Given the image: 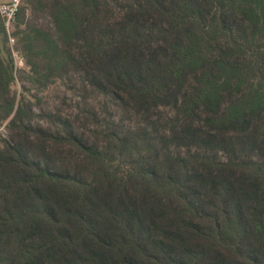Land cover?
<instances>
[{"label": "trees", "instance_id": "trees-1", "mask_svg": "<svg viewBox=\"0 0 264 264\" xmlns=\"http://www.w3.org/2000/svg\"><path fill=\"white\" fill-rule=\"evenodd\" d=\"M14 27L0 264H264V0H24ZM56 80L76 100L42 108L25 81Z\"/></svg>", "mask_w": 264, "mask_h": 264}, {"label": "rangeland", "instance_id": "rangeland-1", "mask_svg": "<svg viewBox=\"0 0 264 264\" xmlns=\"http://www.w3.org/2000/svg\"><path fill=\"white\" fill-rule=\"evenodd\" d=\"M35 22L36 20H34L32 16L29 14V12L26 11V14L23 18V23L25 25L27 23H30V25H33ZM38 23H41V25L46 24V22H44L42 19H39ZM12 32H14V29L12 30ZM9 47L11 48V55L13 57L15 68L25 70L26 67L24 65V62L21 56L18 55L15 49L13 48L12 41H9ZM23 83L24 82H22V80L17 78V81L14 83L13 89L19 91L20 86ZM25 84H27V88L30 91L29 92L30 95L41 98L42 108H48V107H51L52 105H60L63 99L67 100L68 103H72V104H73V101L76 100L71 90L59 80H56L55 82L51 84H48L46 87H43L42 89L38 91H36L37 87L35 84L30 85V83H28L27 81H25ZM63 109H66V107H63ZM0 134L5 138L8 137V133L4 125H0Z\"/></svg>", "mask_w": 264, "mask_h": 264}, {"label": "built area", "instance_id": "built-area-1", "mask_svg": "<svg viewBox=\"0 0 264 264\" xmlns=\"http://www.w3.org/2000/svg\"><path fill=\"white\" fill-rule=\"evenodd\" d=\"M23 1L24 0H0V18L9 41L12 42V30L14 29L15 20Z\"/></svg>", "mask_w": 264, "mask_h": 264}]
</instances>
